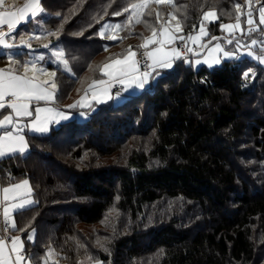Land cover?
Listing matches in <instances>:
<instances>
[{
    "label": "trees",
    "instance_id": "obj_1",
    "mask_svg": "<svg viewBox=\"0 0 264 264\" xmlns=\"http://www.w3.org/2000/svg\"><path fill=\"white\" fill-rule=\"evenodd\" d=\"M12 1L18 5L24 0ZM129 2L41 0L44 29L59 30L58 36L45 32L28 41L36 51L46 50V42L58 46L69 61L71 73L47 64L56 72L59 103H71L89 83L101 79L98 67L111 62L109 58L142 50V37L152 35L143 21L158 27L155 13L163 12V21L172 11L164 5L155 11L153 5V15L146 13L127 34L115 40L101 37L100 27L121 21ZM175 2L187 6L177 14L185 36L199 27L207 9L219 16L207 23L209 36L221 33L220 23L234 20L228 15L234 0ZM117 11L122 14L114 15ZM88 111L86 119L71 118L47 135L28 136L27 154L0 161L5 182L11 177L31 183L36 203L20 214L17 228L26 229L20 232L23 236L35 229L34 243H25L34 262L47 250L57 257L51 264L262 260L256 253V240L264 238L260 63L241 57L195 68L180 60L160 71L141 93ZM161 202L177 204L164 208ZM112 206L127 217L126 225L106 220Z\"/></svg>",
    "mask_w": 264,
    "mask_h": 264
},
{
    "label": "snow or ice",
    "instance_id": "obj_2",
    "mask_svg": "<svg viewBox=\"0 0 264 264\" xmlns=\"http://www.w3.org/2000/svg\"><path fill=\"white\" fill-rule=\"evenodd\" d=\"M6 0H0V9L5 6ZM151 3L157 6H169L172 11L167 13V19L161 20L164 15L163 12L155 13V23H149L144 20L143 23L147 29L152 33L151 37L143 38L145 42L139 47L147 49L149 44L156 45L151 50L144 52L145 62L141 64L136 57V52L129 50L127 56L121 58H109L111 63H105L102 67H98V70L107 77V79H96L88 85L84 90L85 95L80 100L75 101L73 104L68 105L69 108L77 106H86V97L91 93V97L97 103L103 102L106 97L108 100L113 98L119 99L121 91H117L114 96L111 93V89L119 84L122 91H128L129 89H143L149 82L150 78H154L160 75L156 71L157 68H170L172 62L175 59H185V62H189L185 56L186 53H192L194 50L188 47V42L199 43L202 37L208 36L209 33L205 27V21L212 22L214 19H219L216 11H205L202 13L200 21L199 33L193 35L188 33L185 35L177 36L175 32L181 31V25L179 22L178 13L185 9L186 5H178L175 0H136V2H130L123 8L124 13L130 12L125 24L132 21L135 18L136 23H141L142 13ZM244 8L239 0H234L233 12L228 13L229 18L235 19V23H220L219 27L222 31L228 32L232 39H228L227 43L235 42L240 44V40L235 37V31H240L241 35H251L253 32H261L264 34V5H261L258 9L252 7L253 0H245ZM258 11V23L254 19V13ZM45 9L42 7L41 0H26L23 7L17 8L14 11L0 10V26L7 25V32L0 31V47L4 49H11L15 45L10 43L9 40L14 41L16 36L13 35L17 31L19 25L36 21L40 24L39 17L44 14ZM120 11L114 13V15H121ZM148 16H152L153 12L149 10ZM243 17V20H242ZM173 20L177 21L175 30L171 29L169 25ZM242 23L247 25L246 29H242ZM110 28L120 29L121 25H108L105 24L100 29V36L103 37L105 31ZM42 32H47L50 36H58V32L48 31L43 29ZM62 29V26H61ZM109 39L115 40V35L109 36ZM219 37L212 36L211 40H219ZM180 40L184 42V53L182 55L179 47L167 48L169 44H174L175 41ZM256 39L251 40V46L257 45ZM260 43H264L261 41ZM21 45L31 47L28 40L20 39ZM45 48L48 44L43 45ZM107 50V45L104 46ZM200 47H206L201 44ZM131 48V46H130ZM264 53V48L261 49ZM216 53H222L225 58H233V53L224 50L220 43H216L213 48L209 50V57L214 63H219L220 58L216 56ZM249 56H253V52L250 50L246 53ZM55 59L52 63L63 65V70L67 73H71L69 67V61L64 58V52L62 49H57L52 53ZM264 64V54L259 57H254ZM8 59L13 64L17 62L13 60L11 55ZM44 56L38 58L39 61H43ZM150 61V62H149ZM208 63V59L203 61ZM37 61H25L19 64L18 67H9L7 69H0V160L5 158L15 157L16 155H25L29 145L25 137V132L30 131L33 133L44 134L49 131V126L53 123H59L61 120L68 119L66 113L60 111L56 107H48L47 104L56 102V94L59 91L56 82L53 80L50 84L48 81H39L35 75L28 76L27 72L33 70L34 72L43 73L46 69L36 68ZM196 64H200L201 60L196 59ZM24 69V74H19V68ZM52 77L56 76V72L53 71L50 74ZM245 77L248 73L244 74ZM44 102V105H41ZM81 116L85 115L84 112L80 113ZM30 118V119H29ZM32 188L28 180H23L18 183H12L11 177H9V183L7 186H0V264H29L32 260V255L27 253L24 248L25 241L18 235H10L13 230L17 232H26V229L17 228L16 223L13 220L14 214H21L24 210L29 208L32 204L36 203L32 196ZM35 229L27 233L26 240L34 243ZM83 245H81L82 247ZM103 247V245H101ZM5 248H9L10 253H14V258L10 255L8 258L4 257ZM106 250V249H105ZM52 250L46 254L51 255ZM43 264H48L47 258L43 260Z\"/></svg>",
    "mask_w": 264,
    "mask_h": 264
},
{
    "label": "crops",
    "instance_id": "obj_3",
    "mask_svg": "<svg viewBox=\"0 0 264 264\" xmlns=\"http://www.w3.org/2000/svg\"><path fill=\"white\" fill-rule=\"evenodd\" d=\"M25 2H26V0H24L22 3H20V4L17 5V4H14L12 0H6V3H5L4 8L3 9H0V10L14 11L17 8L23 7V5H24ZM253 8L258 9L259 6L258 7L253 6ZM213 10L215 11V9H207L206 11H213ZM45 15L46 14L44 12V14H42L41 17H39L40 24H37L36 21H32L30 23H26V24H22V25H19L18 26L17 31L13 33V35L16 36V39L14 41L9 40L10 43H13L15 45L13 48H11V49H4V48L0 47V69H7L9 67L15 68V67H18L19 64H22L25 61H32V60L37 61L36 68H41V66L44 65V66L47 67V69H52V68H49L48 65H47L48 63H52V61L50 60L49 56L46 53H48V49H50V48L57 49L58 47L48 46L46 48V50L36 51L32 47H28L26 45H21L20 44V39L21 38H23L24 40H29L30 38H34V37L40 36V35H42V34L45 33V32H42V29H41V25H42V27L44 29V24H43V21H41V20L43 19V17ZM254 19L258 23V19H259V17H258V11L254 13ZM216 20L217 19H214V20H212V22H214ZM242 20H243V17H242ZM206 22H209V21H205L204 22L205 23L206 30L209 33V30L207 28V25H206L207 23ZM228 23L234 24L235 23V20L232 21V22H228ZM176 24H177V21L176 20H173L171 22V25H169V27L171 29L175 30ZM180 25H181V23H180ZM247 27H248L247 25H244L242 23V29H246ZM262 27H264V26H262ZM199 28H200V25H199V27H198L197 30H195L194 32H192V34L193 35L198 34L199 33ZM181 29H182V27H181ZM181 31H177V32H175V34L177 36H180V35H182ZM253 33H254V35H253ZM253 33L250 36L249 35H243L242 36L240 31H235V37L240 40V44L239 45L236 44L235 39L233 40V43H231V44L227 43L228 39H232V36L228 32H225V31H222V30H221V33L212 34L210 36L208 35V36L202 37V39L200 40L199 43L188 42V47H191L194 51L192 53H186L185 58L189 62H185V64H189L190 63L195 68H198L200 66H205L207 68H213L215 66L220 65L221 62H223V61L239 59L241 57H248L250 59H253L257 63H260L259 60L257 58H254V57H259L260 55L264 54V53L261 52V49L264 48V43H260L261 41H264V34H262L259 31L253 32ZM120 34H119V36H120ZM212 36L219 37L220 39L219 40H211L210 41V38ZM149 37H151V35ZM252 39H256L258 41L257 45L251 46V40ZM180 42H182V45L181 46L179 45ZM216 43H220L221 44V47L224 50L229 51V52H232L233 53V58H231V59L225 58V57H223V54L222 53H216L215 55L220 58V62L219 63H214L212 61V59L209 57V50L211 48H213ZM201 44L206 45V47H200ZM183 46H184V42L183 41H179L178 42V40H177V41L174 42V44H169L166 47L169 48V49L172 48V47H179L181 49L182 55H185V53H184V47ZM154 47H156V45L149 44L147 49H144L143 48L142 50H139L140 52L138 50H131V51H135L136 52L135 59L138 60V54L139 53H144L146 50H151ZM29 49H33V50H29ZM59 49H61V48H59ZM250 50L253 52V56H249V55L246 54ZM24 53H26V54H24ZM52 53L53 52L49 53V55H52ZM9 55H11V57L13 58V60H15L17 62L16 64H13L12 61H10L8 59V56ZM40 56H44L45 59L43 61H39L38 58ZM48 58H49V60H48ZM120 58L123 59V57H120ZM196 59L201 60V63L200 64H196L195 63V60ZM205 59H208V63H204L203 62ZM180 60H184L185 61V59H175L172 62V66H173L174 62H177V61H180ZM109 63H111V62H109ZM52 64H54V63H52ZM163 69H167V68H157L156 71L160 73V71H162ZM19 74H24V69L22 67L19 68ZM27 75L30 76V77L33 76V75H35L36 78L39 81H41V82L48 81L49 84L53 80L55 81V78L54 79L48 78L46 75H43L42 73L34 72L33 70H31V66H30V70L27 72ZM153 77L154 78H150L149 82L145 85V87L143 89H129L128 91H122L121 90V86L119 84H118L119 85V89H116L115 87H113L111 89V93L113 94V96H114V94L117 91H121V96H120L119 99L113 98L111 100H108L105 97L104 100H103V102L97 103L95 100L92 99L91 93H89L88 96L86 97V101H87L86 106H84V107L77 106V107H74V108H69L68 105H71L75 101L80 100V98L85 95V92L83 91L82 93H80L69 104L59 103L58 100L56 99V102L54 104L52 102H49L47 104V106L48 107H56V108H58L60 111H62V112H64V113L67 114L68 119L77 118L79 120H83V119H86L88 117V114H89V111L88 110H90V109L93 110L94 107H96L99 104L106 103V102L120 103V102L126 100V98H128V97H131V96H134V95H137V94L141 93L143 90L147 89L150 86V84L154 81V79L157 76L155 74H153ZM101 79H107V77L103 76ZM89 84H91V83H89ZM88 85L85 87V89L88 87ZM41 105L43 106L44 105V102H41ZM81 112H84L85 115L81 116L80 115ZM68 119H66V120H68ZM66 120H61L59 123H53V124H51L49 126V131L47 133H44V134H39V133H33V132H30V131H26L25 132V137H26V140H27L28 145H29V148H28L26 154L30 150V143H29V140H28V136H42V135H47L53 127L57 126L58 124H60L63 121H66ZM23 180H28L29 181L28 178H20V179H17V180H12L11 182L12 183H18V182L23 181ZM8 183H9L8 181L5 182L2 179L1 174H0V186H7ZM29 184L31 186L30 181H29ZM31 188H32V186H31ZM31 199L34 200L33 191H32ZM19 218H20V214H14L13 215V220L16 223V226H18ZM1 219H2V217H0V220ZM31 230H28L27 233L31 232ZM9 234L10 235H18V236H20L25 241V243H26V236H23L20 232H17L15 230H13ZM24 248H25V251L27 253H29L27 251L26 244H24ZM48 252H49V250H47L46 253L42 257H40L38 263L37 262H34L33 259H32L29 262V264H43V260L45 258H47L48 264H51L53 261H55L57 259V257L53 253H51V255H47L46 256V254ZM10 255L13 258L15 256L14 253H10L9 248H5L4 257L5 258H8ZM9 264H11V260H9ZM80 264H101V261H82Z\"/></svg>",
    "mask_w": 264,
    "mask_h": 264
},
{
    "label": "rangeland",
    "instance_id": "obj_4",
    "mask_svg": "<svg viewBox=\"0 0 264 264\" xmlns=\"http://www.w3.org/2000/svg\"><path fill=\"white\" fill-rule=\"evenodd\" d=\"M259 2H260V0H253V5H252V7L253 6H256V7H260V4H259ZM153 5H154V9H155V6H157V5H155L154 3H151L149 6H150V8H149V6L147 7V8H145L144 10H143V13H142V16H141V19H142V21L144 20V17H145V14L149 11V9L151 10V8L153 7ZM241 5H243L244 6V8H242V11H244L246 8H247V5H245V0H242V2H241ZM157 7H160V6H157ZM254 9H256V8H254ZM158 9H155V11H157ZM170 12V11H169ZM168 12V13H169ZM128 15H130V12H128V13H125L124 14V18L121 20V21H119V22H117V21H107V22H105L103 25H105V24H108V25H117V24H119V25H121V28L120 29H116V28H110V29H108L107 31H105V34H104V36H103V38H107V39H109V36H112V35H115L116 37H118L119 36V34L120 33H122V34H124V32H125V34H127L128 33V31L129 30H132L134 27H137V25L139 24V23H136L135 22V18L132 20V21H130V22H128L127 24H125V22H126V20H127V17H128ZM148 16V15H147ZM168 18V17H167ZM166 18V19H167ZM235 20V19H234ZM234 20H231V21H228V20H226V22L225 23H228V22H232V21H234ZM206 23H209V22H206ZM102 25V26H103ZM207 25V24H206ZM102 26L100 27V29L102 28ZM198 29V28H197ZM196 29V30H197ZM221 30V29H220ZM99 33H100V30H99ZM253 35H254V33H253ZM43 44H50V43H48V42H46V43H43ZM50 45H52V44H50ZM52 46H54V45H52ZM31 47L33 48V49H35L32 45H31ZM55 47H58V46H55ZM58 49V48H57ZM57 49H53V48H50V49H48V53H46L48 56H49V58H50V60L52 61L53 59H55V57H53V55H49V53H51V52H54V51H56ZM140 52V51H139ZM129 53V51H127L126 53H124L122 56H118L117 58H120V57H124V56H126L127 54ZM144 54V53H143ZM51 56V57H50ZM49 58H48V60H49ZM65 58V57H64ZM54 64H56V63H54ZM57 66H59V67H61L62 69H63V65H61V64H56ZM260 65H262L263 67H264V64H262V63H260ZM41 67H43V68H45L46 69V72H43L42 74L43 75H46L48 78H52V79H54V77H52L50 74L53 72V70L52 69H47V67L46 66H41ZM111 139H113V138H115L114 136H111L110 137ZM133 145V144H132ZM132 145H130V148H132L131 146ZM128 148V147H127ZM126 146H125V148H122L123 150L121 151V152H125L126 151ZM113 157H115V155H113V156H111L110 158H108V159H111V158H113ZM250 165H252V163L250 164ZM255 165V164H254ZM171 204H173V206H175L177 203L176 202H161V205H162V207H164V208H168V207H170L171 206ZM121 219L123 220V222L121 223ZM198 219H200L199 217H198ZM197 219V220H198ZM106 220L107 221H112V223H113V221L114 222H120V224L122 225V226H124V225H126V223H127V217L124 215V214H122L121 212H120V210L116 207V206H112L108 211H107V214H106ZM121 230V229H120ZM256 244H257V251H256V253L259 255L260 254V256H262V260L261 261H258V263L257 264H264V238H258V240H256ZM259 245L261 246V249L259 250ZM260 251V252H259Z\"/></svg>",
    "mask_w": 264,
    "mask_h": 264
},
{
    "label": "built area",
    "instance_id": "obj_5",
    "mask_svg": "<svg viewBox=\"0 0 264 264\" xmlns=\"http://www.w3.org/2000/svg\"><path fill=\"white\" fill-rule=\"evenodd\" d=\"M0 31H4V32H7V25H3V26H0ZM180 46L182 45V42H180V44H179ZM145 57H144V54L143 53H139L138 54V61L141 63V64H143L144 62H145ZM150 62V61H149ZM116 89H119V85L118 84H116L115 86H114ZM2 220V219H1Z\"/></svg>",
    "mask_w": 264,
    "mask_h": 264
}]
</instances>
